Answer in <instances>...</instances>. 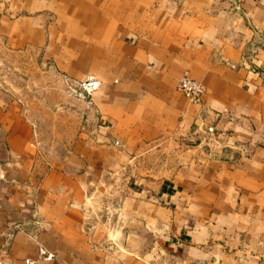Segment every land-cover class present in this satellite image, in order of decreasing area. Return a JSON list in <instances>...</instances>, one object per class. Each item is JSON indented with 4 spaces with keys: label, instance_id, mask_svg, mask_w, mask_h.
<instances>
[{
    "label": "crops",
    "instance_id": "1",
    "mask_svg": "<svg viewBox=\"0 0 264 264\" xmlns=\"http://www.w3.org/2000/svg\"><path fill=\"white\" fill-rule=\"evenodd\" d=\"M41 51L83 94L50 146L0 83V264H264V0H0Z\"/></svg>",
    "mask_w": 264,
    "mask_h": 264
},
{
    "label": "rangeland",
    "instance_id": "2",
    "mask_svg": "<svg viewBox=\"0 0 264 264\" xmlns=\"http://www.w3.org/2000/svg\"><path fill=\"white\" fill-rule=\"evenodd\" d=\"M51 67L52 63L44 57L42 51L39 55L25 59L7 58L0 61V83L25 103L29 117L35 115L40 118L42 131L46 136L44 140L54 146L58 141L51 137L53 130L48 127L53 128L59 124L55 122L54 115L63 109L61 106L55 107L54 104L63 102L65 98H76L83 91H73L63 76L54 74ZM175 157V154H161L156 150L148 156L147 162L157 167L159 173L161 162L163 165L168 164Z\"/></svg>",
    "mask_w": 264,
    "mask_h": 264
},
{
    "label": "built area",
    "instance_id": "3",
    "mask_svg": "<svg viewBox=\"0 0 264 264\" xmlns=\"http://www.w3.org/2000/svg\"><path fill=\"white\" fill-rule=\"evenodd\" d=\"M177 91L182 94L186 100L191 104H200L204 96L203 86L188 77H182L177 83ZM9 240L7 239L2 246V252L8 253ZM25 264H34L32 262H26Z\"/></svg>",
    "mask_w": 264,
    "mask_h": 264
}]
</instances>
